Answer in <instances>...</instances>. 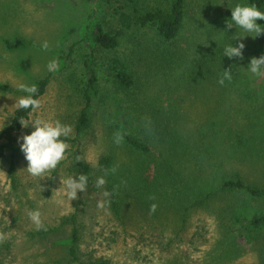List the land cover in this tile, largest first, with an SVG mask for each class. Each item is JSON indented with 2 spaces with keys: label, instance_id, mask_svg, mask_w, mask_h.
Returning a JSON list of instances; mask_svg holds the SVG:
<instances>
[{
  "label": "rangeland",
  "instance_id": "374dc122",
  "mask_svg": "<svg viewBox=\"0 0 264 264\" xmlns=\"http://www.w3.org/2000/svg\"><path fill=\"white\" fill-rule=\"evenodd\" d=\"M170 2L0 0V127L9 124L36 82L49 76L17 134L16 153L6 151L0 158V264H77L67 255L69 224L40 233L76 211L83 258L119 264H264V226L255 229L248 221L264 214L263 196L219 192L189 209L183 224L178 217L157 220L128 208L125 227L112 214V174L98 164L102 155L126 149L115 125L135 97L151 105H133L138 112H132L136 115L126 128L138 135L136 116L154 105L178 107L177 133L164 143L149 139L145 157L152 167L182 169L193 196L219 191L236 174L264 188V6L255 9L249 0H186L183 29L173 44L149 27L119 33L115 49L94 42L96 24L118 33L119 7L133 11ZM18 38L25 44L9 48L7 42ZM168 48L176 51L174 57ZM115 58L136 78L131 91L117 85ZM89 69L96 73L92 121L80 134L79 149L93 176L84 186L76 146L65 138L74 135ZM226 208L246 220L222 219Z\"/></svg>",
  "mask_w": 264,
  "mask_h": 264
},
{
  "label": "trees",
  "instance_id": "16d2710c",
  "mask_svg": "<svg viewBox=\"0 0 264 264\" xmlns=\"http://www.w3.org/2000/svg\"><path fill=\"white\" fill-rule=\"evenodd\" d=\"M109 1V0H105ZM251 6L255 9H262L264 0H249ZM186 12V0H171L166 6H155L145 9H134L130 11L125 7L118 8V21L120 30L117 34H111L103 30L100 24H96L93 29V40L104 49H115L118 44L119 33L124 30H134L149 27L156 32L158 38L163 42L173 44L180 35ZM264 35V31H263ZM9 48H16L25 44L21 38L15 42H7ZM168 48V56H175L176 51ZM171 50V51H170ZM171 52V53H169ZM173 56V57H174ZM114 78L121 91H131L135 87L136 78L132 72L126 69L118 58L114 59ZM196 65L193 69H196ZM49 82V76H46L36 82L31 94L25 101L15 109L9 124L0 127V158L6 151L16 153L18 145V132L22 129L25 119L36 107L39 98L43 95ZM96 85V73L94 69H89L87 86L84 91V104L79 110L74 124V135L66 137L65 140L76 146L77 167L81 183L85 186L92 180V169L87 161L84 160L80 151V134L91 126V92ZM138 96V95H136ZM138 98V97H137ZM142 100V102L140 101ZM139 101V102H138ZM145 101L142 97L134 101L120 112L121 122L115 125L119 133V141L126 146L119 150H113L108 154L101 156L99 167L111 172L113 182L110 187L109 205L114 216L121 226L127 225L125 210L138 209L143 214L149 215L154 219H167L173 221L175 217L180 219L183 224L186 219V213L192 207L203 206L215 194L219 192H247L255 196L264 197V188L253 186L245 182L242 176L237 175L234 178L225 180L219 191L206 194L203 197L193 196L189 191V180H184V174L181 176L182 169H172L165 167L162 163L154 167L147 163L145 155L150 151L148 140L164 143L170 141L178 131L176 126L177 109L176 105L170 104L169 107L154 105L144 116H136L139 125L136 130L141 134H134L126 128L129 119L132 120L138 112L134 109L136 106L145 107ZM148 106V103H146ZM134 105V107H133ZM176 106V107H175ZM131 110V111H130ZM143 134V135H142ZM116 146V145H115ZM114 146V147H115ZM123 146V145H122ZM124 146V147H125ZM119 151V152H118ZM153 168V171H152ZM10 177L15 181V161L12 160L9 167ZM110 174V173H109ZM181 183V185L179 184ZM184 195V196H183ZM183 197V201H181ZM227 210V212H226ZM238 211L233 208L222 210L220 216L227 220L232 218L235 222H244L246 218H241ZM78 212L61 218L60 223L53 226H46L40 230L42 235L56 232L62 225L71 226L69 241L67 245V255L71 262L77 264H119L104 257H86L80 254L81 225L78 220ZM144 218V217H143ZM255 229L264 226V214H254L249 220ZM233 222V221H232ZM225 224H228L225 222Z\"/></svg>",
  "mask_w": 264,
  "mask_h": 264
}]
</instances>
